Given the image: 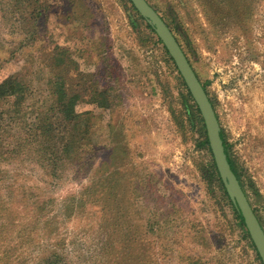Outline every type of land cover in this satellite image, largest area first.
Instances as JSON below:
<instances>
[{
  "label": "rangeland",
  "instance_id": "1",
  "mask_svg": "<svg viewBox=\"0 0 264 264\" xmlns=\"http://www.w3.org/2000/svg\"><path fill=\"white\" fill-rule=\"evenodd\" d=\"M147 1L206 84L264 230V0ZM16 26L0 9V80L16 74L32 87L25 120L50 106L48 81L55 91L64 73L71 93L109 88L114 108L82 92L93 145L53 181L30 160H0V264H42L52 251L63 264H258L197 147L181 80L126 0H19ZM12 119L7 128L19 127V113ZM106 163L119 168L109 196L90 179ZM112 241L122 250L108 257Z\"/></svg>",
  "mask_w": 264,
  "mask_h": 264
},
{
  "label": "trees",
  "instance_id": "2",
  "mask_svg": "<svg viewBox=\"0 0 264 264\" xmlns=\"http://www.w3.org/2000/svg\"><path fill=\"white\" fill-rule=\"evenodd\" d=\"M126 1L130 5V14L134 17L136 21H138L140 24H143L146 30H148L150 34H152L156 43L161 45L164 55L168 58L177 75L179 76L182 86L186 92L185 105L189 112V120L191 122L190 124H193L196 127L197 132L199 133V142L197 144V147L198 149L206 151V153L208 154L210 158L209 169L211 172V176L215 179V182L217 183L220 191L222 192L223 197L228 201L229 205L231 206L232 218L234 221H236L239 229L241 230L242 238L244 239L246 244H248L249 248L254 251L258 264H262L256 252V249L250 239V236L244 226L243 219L238 210H236L230 202L222 185V182L219 178L209 148L204 123L196 104L194 103L188 89L185 86V83L183 82L180 74L178 73L175 64L173 63L172 59L168 55L166 49L164 48L160 40L155 35L152 28L148 24H146V22L139 16L137 11L132 6L130 0ZM0 4H2V6L0 7L1 13H9L11 19H13L15 23L18 24V26L15 27L16 33L19 32V0H0ZM32 13H34V11L29 12L30 15ZM165 24L172 32V28L170 27V25H168L167 23ZM30 32H32L33 34L35 33L34 30H30ZM176 40L179 43L177 38ZM62 55L64 56V53ZM57 61L59 63L61 62L60 64H63L62 68L66 64L62 56H60ZM64 71L68 72V70L66 69ZM66 79L67 76L64 73L55 91L50 88L52 86H50V80L48 81L51 99L50 106H48L45 111L37 112L33 117H27L26 120V115H29L31 113H27L28 105H26V101L28 100L30 93H32V87L26 79H23L22 76H18L16 74L6 76L4 79L0 80V160L6 159L8 162L12 163V161L19 159V166H24V162L26 160H30L32 161V163L36 164L40 168V170H42V173L45 176H48L51 181L56 178H59L61 170L63 171L68 163L72 162L71 165H77L80 163L78 159L79 157H81V152L85 151V149L89 147V145H93L91 138L93 124H91L92 121L83 118L84 113L77 112V103L80 99H82V92H87L83 91L82 85H79L77 83L76 86H79L80 92L76 91L74 93H71L70 89L68 90L65 88L66 85L64 84V81ZM202 86L207 94L206 84H202ZM90 90L91 92H88L87 94L90 93L93 102L97 104V107L99 109H107L108 111L113 110L114 100L112 98V93L109 94V88L103 89V91L101 92H98L97 89L93 90L92 88ZM209 101L213 107V104L210 99ZM18 113L19 127L11 126L7 128V125L11 123L15 124V120L12 119V117L14 116V114ZM220 137L223 141L224 152L226 154L230 169L235 175L241 189L244 192L241 180L239 178L240 176L234 166V163L231 160L228 144L225 140L222 130L220 132ZM121 150H123V148H121ZM116 155L117 153L113 151L112 155L110 156L111 162L116 159ZM75 160H77L78 162ZM102 166L103 165L99 167L95 166L94 172L91 175L90 179L94 180L93 185L97 186L93 189L95 192L103 196H109L112 195L110 193V191L112 190V181L116 182V179L119 176V168L111 163L105 165L104 168H102ZM20 176H23V174H20ZM20 191L21 188H19V199H22ZM84 194V192H80L78 195L83 196ZM101 195H98L96 197L91 196L92 198L89 199L90 204H93L95 201L99 200V198L102 197ZM253 212L261 225V222L254 209ZM91 216H93V214H91ZM97 218H100L103 222L108 221L103 217L101 218V215L99 217V214L98 216H96V219ZM96 219L95 223L98 222ZM99 224L100 223H98L97 225ZM97 232L102 243V237H104L106 233L102 231L100 232L99 230ZM114 235L115 234H112V236ZM119 238L120 240L117 243L123 242L126 236L123 235ZM114 243L115 242L112 241V244H108L109 246L102 245V253L106 252V255L108 257L113 252L118 255V251L122 250V247L120 246V248L115 251V248L113 247ZM42 260V264H63L65 259L64 257L58 255L56 252L52 251L48 256L44 257Z\"/></svg>",
  "mask_w": 264,
  "mask_h": 264
},
{
  "label": "water",
  "instance_id": "3",
  "mask_svg": "<svg viewBox=\"0 0 264 264\" xmlns=\"http://www.w3.org/2000/svg\"><path fill=\"white\" fill-rule=\"evenodd\" d=\"M139 16L154 31L168 55L172 59L194 103L196 104L204 123L209 148L225 192L236 210L240 213L244 226L264 264V230L255 216L239 182L230 169L220 137V125L209 98L191 67L186 55L175 36L146 0H130Z\"/></svg>",
  "mask_w": 264,
  "mask_h": 264
}]
</instances>
